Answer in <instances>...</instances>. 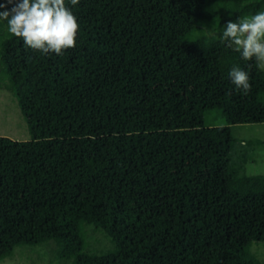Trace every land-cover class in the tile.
<instances>
[{
    "label": "trees",
    "instance_id": "1",
    "mask_svg": "<svg viewBox=\"0 0 264 264\" xmlns=\"http://www.w3.org/2000/svg\"><path fill=\"white\" fill-rule=\"evenodd\" d=\"M65 5L80 30L59 56L0 21V78L30 135L0 137V261L53 243L63 264H262L264 175L240 174L232 129L264 124V71L219 33L264 0Z\"/></svg>",
    "mask_w": 264,
    "mask_h": 264
},
{
    "label": "clouds",
    "instance_id": "2",
    "mask_svg": "<svg viewBox=\"0 0 264 264\" xmlns=\"http://www.w3.org/2000/svg\"><path fill=\"white\" fill-rule=\"evenodd\" d=\"M78 2L71 0L73 6ZM0 9H5L0 11V21L7 22V31L21 38L32 50L59 56L76 46L80 25L71 9L66 7L65 0H7L6 4H0ZM209 35L218 34L210 30ZM219 36L228 47L234 46L243 59L255 58L264 66V11L236 21L229 20ZM229 77L245 95L251 90L249 74L238 66L232 67Z\"/></svg>",
    "mask_w": 264,
    "mask_h": 264
},
{
    "label": "rangeland",
    "instance_id": "3",
    "mask_svg": "<svg viewBox=\"0 0 264 264\" xmlns=\"http://www.w3.org/2000/svg\"><path fill=\"white\" fill-rule=\"evenodd\" d=\"M259 67L264 71L261 63ZM205 121L207 125H223L222 119L214 121L213 115H207ZM232 135L237 143L234 162L240 167V174L264 175V124L233 127ZM0 137L21 142L30 140L13 88L3 77L0 78ZM87 239L92 250L105 251L110 247L105 236L92 228L87 229ZM54 249L53 243L46 247H15L11 255L0 261V264H63L54 259ZM250 250L264 264V243L253 244Z\"/></svg>",
    "mask_w": 264,
    "mask_h": 264
}]
</instances>
